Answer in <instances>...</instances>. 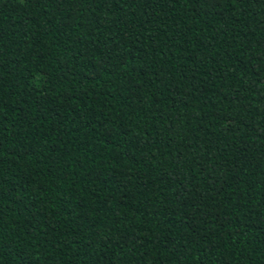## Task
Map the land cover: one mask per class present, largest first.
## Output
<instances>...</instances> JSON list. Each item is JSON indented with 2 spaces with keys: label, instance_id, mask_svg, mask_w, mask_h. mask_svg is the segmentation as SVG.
Segmentation results:
<instances>
[{
  "label": "trees",
  "instance_id": "trees-1",
  "mask_svg": "<svg viewBox=\"0 0 264 264\" xmlns=\"http://www.w3.org/2000/svg\"><path fill=\"white\" fill-rule=\"evenodd\" d=\"M0 264H264V0H0Z\"/></svg>",
  "mask_w": 264,
  "mask_h": 264
}]
</instances>
